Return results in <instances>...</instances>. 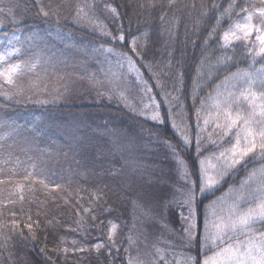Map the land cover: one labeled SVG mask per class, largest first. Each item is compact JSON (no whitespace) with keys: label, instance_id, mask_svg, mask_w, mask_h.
I'll use <instances>...</instances> for the list:
<instances>
[{"label":"snow or ice","instance_id":"1","mask_svg":"<svg viewBox=\"0 0 264 264\" xmlns=\"http://www.w3.org/2000/svg\"><path fill=\"white\" fill-rule=\"evenodd\" d=\"M22 6L23 11H20ZM191 7L194 9L196 5ZM199 7L214 12L215 16L214 25L201 41L202 58L193 68L186 51H180L177 56L175 47L179 35L176 13L188 8L181 0H159L158 3L157 0L148 3L143 0L134 3L132 0L123 3L114 0H27L26 3L0 0V97L10 102L0 101V108L21 103L48 105L68 99L71 87L67 81L71 74L57 75V71L59 65L68 67L65 50L76 49L82 59L91 55L101 64L102 77L98 78L95 73L87 77L98 99L116 101L145 123L164 126L157 127L158 133L171 130L168 136H156L165 150L160 166L153 169L138 158L130 157L119 171L107 170L108 175L122 178L119 191L113 195L121 202L127 200L133 210L137 237L131 234L127 237L128 247L118 246L119 222L108 218L113 206L105 191L107 185L97 184L90 192L82 188L73 197L60 183L43 171H37L35 164L32 170L25 168L22 172L7 169V180L0 178V185L14 181L20 201L25 200V187L32 190L35 185H43L54 193L60 190L62 197L53 195L51 202L59 206L58 202L63 199L64 205L78 217L75 227H67L86 236L91 229H99V238L91 244L73 238L69 246L66 238L61 237L49 248L46 241L52 234L47 232V226L56 230L61 220L57 216L48 217L47 207L46 221L33 219L23 207L19 213L8 209L12 217L22 218L0 219V230L9 229L20 239L35 242L44 228V243L39 250L46 254L47 264H61L70 256L79 260L76 253L93 251L95 264H116L121 250L128 257L127 264H264V0H209ZM150 9L158 10V19L164 26L158 42H152L151 48L147 32L137 35L131 31L134 19L139 22L141 10L147 13ZM28 12L45 24L54 21L55 30L41 29L38 24L26 26L22 17ZM205 14L202 13L201 18ZM233 16L240 17L234 24L231 23ZM62 18H70L72 22L63 27L75 26L78 30L87 26L100 43L91 48L83 47L82 43L78 45L62 31ZM224 22H228V26L221 31ZM187 32L186 28L183 47L186 49L188 44L197 47L196 39L189 38ZM137 33H140L139 28ZM165 33L166 39L163 38ZM250 40L253 43L247 50L251 56L248 67L234 72L228 67L216 68L217 73L223 70L227 74L223 80L213 81L214 87L208 84L211 91L205 94V81L211 77L206 65L212 58L204 57L203 53L211 46L209 41L224 50L216 63L228 66L232 60L228 52L237 47L235 42ZM149 51H153L151 59ZM257 57L261 58L259 68L255 67ZM49 69L62 82L51 89L48 87ZM29 75L31 80L25 87L24 81ZM79 76L83 79L84 73ZM24 119L33 126L44 120L42 115ZM14 131L13 128L8 135ZM65 136L76 155L84 147L83 139L72 131ZM4 139L0 136V142ZM150 143L143 147H149ZM136 146L134 135L127 143L116 145L130 154ZM8 163L9 160L0 155V165ZM126 170H130L131 175H126ZM5 171L0 167V173ZM241 171L246 175L236 183H229ZM90 179L85 168L84 180ZM8 203L15 204L16 200ZM3 204L0 201V205ZM5 215L0 210V217ZM39 215L38 211L37 217ZM151 236H156L157 243L152 244L153 251L145 254L147 259L139 250L132 256L131 249L133 245L138 249L139 238L147 241ZM4 239L9 236L5 235ZM11 255L9 253V259Z\"/></svg>","mask_w":264,"mask_h":264},{"label":"trees","instance_id":"2","mask_svg":"<svg viewBox=\"0 0 264 264\" xmlns=\"http://www.w3.org/2000/svg\"><path fill=\"white\" fill-rule=\"evenodd\" d=\"M23 2L26 3L27 0H23ZM114 2L123 3L126 0H114ZM132 2L134 3L135 0H132ZM143 2L148 3L149 0H143ZM158 2L159 0H157ZM202 2L207 4L209 0H181L182 5L187 4L188 8L176 13L179 19V35L175 44L177 56H179L180 51H186L188 63L193 68L196 62L202 58L201 41L204 39V34L206 31H210L214 25L215 13L208 9L202 10L199 7ZM192 4L196 5L194 9L191 7ZM20 11H23V6ZM141 12L139 22L137 23L134 19L131 31L137 35L147 32L149 34V47L151 48L152 42H158L164 26L161 25L158 19V10L150 9L147 13L141 10ZM202 13L206 14L201 18ZM22 18L25 19L26 26L35 27L38 24L41 29L52 28L55 30L56 28L54 21L45 24L41 18L35 17L32 12H28L26 17ZM239 19L240 17L233 16L231 23L234 24ZM71 23L70 18H62L61 29L68 33L78 45L82 43L83 47L91 48L93 45L100 43L87 26H81L78 30L75 29V26L71 29L63 27V25H71ZM227 26L228 22H224L221 31ZM137 28L140 29V33H137ZM186 28L188 37L196 39L197 47L194 48L191 44H188L186 49L183 47L181 42L185 40ZM163 38H167L166 33ZM235 43L237 47L228 52L232 56V60L228 66H225L216 63V58L224 50L216 45L214 41H209L211 46L208 47L207 52L203 53L204 57L212 58L211 63L206 65V70L211 71V77L205 81V94L211 91L207 87L208 84L223 80L224 75L227 74L223 70L217 73L216 68L228 67L229 71L234 72L237 68H247L251 63V56L248 55L247 51L251 44L250 41H237ZM157 46H159V43H157ZM65 51L68 56V67L65 69L63 65H59L57 75L62 74V72L71 74V79L67 81L71 87V95L68 99L48 105L21 103L0 108V125H3V127H0V136L5 137L0 142V155L5 160H9L8 164L0 165V167L6 169L5 172L0 173V178L7 180V169L16 168L18 172H22L25 168L32 170V165L35 164L37 171H43L51 180L60 183L62 188L71 193L73 197L82 188L90 192L97 184L107 185L105 191L108 193L109 201L113 206L112 215L108 218L119 222L118 232L121 235L118 246L123 249L128 247L127 237L130 234L134 238L137 237V233L133 228V210L127 200L121 202L113 195L114 192L119 191L118 186L122 185V178L108 175L107 170L111 168L113 171H119L130 157L138 158L139 162L153 169L160 166L164 162L165 150L159 145L156 136H168L171 134V130L169 128L167 131L158 133L156 131L157 127L164 128V126H153L150 121L145 123L142 118L134 115L123 105H118L116 101L109 103L107 99H98L96 90L90 86L87 77L93 73L98 78L102 77L101 64L91 55L86 60L82 59L81 52L76 49H66ZM148 58H153V51L148 52ZM24 59H27V56ZM73 61L75 62V72H73ZM50 72L53 75V70L49 69L48 77ZM81 72L84 73L83 79L79 76ZM189 74L191 75V72ZM57 75L49 77L48 87L50 89L62 83L57 79ZM30 80L31 75L25 78V87L28 86ZM0 101L5 104L10 103L3 100L2 97H0ZM34 115H42L44 120L37 121L35 126L31 123L26 124L24 117H29L31 120ZM13 121H15V124H13ZM37 127L40 128L39 131L36 130ZM13 128L15 131L9 136L8 133ZM70 131L75 132L84 142V147L79 149L76 155H73L68 146L69 141L65 136V133ZM149 132L152 134L151 137ZM133 135L137 141L134 152L130 154L116 147L117 144L127 143ZM150 141L149 147H143L149 145ZM9 154H11V158ZM17 158L19 163H17ZM77 161H80V163H77ZM253 166H250V168ZM85 168L91 176V179L87 182L84 180ZM93 173L96 175H93ZM126 175H131L130 170H126ZM245 175L246 172L241 171L239 175L229 180V183H236ZM24 183L27 184L28 182L25 181ZM19 195L20 192L16 191L14 187V181H7L5 184L0 185V201L4 202L3 205H0V210H3L6 214L0 219L9 221L14 218L21 219L20 216L12 217L8 214V209L19 213L21 207H23L26 213H31L33 219L38 218L41 221H46L45 207H47L48 217L57 216L61 220V226L56 230L47 226V232L52 234L48 236L46 241L49 248L58 242L61 237L66 238L69 246L73 238L86 240L88 244L99 238V229H91L86 236L83 232H73L67 227V225L75 227V221L78 217L73 214L71 208L64 205L63 199L58 202L59 206L51 202L50 198L53 195L62 197L63 194L60 190L54 193L51 189H45L43 185H35L32 190L25 187L23 191L24 201L18 199ZM87 198L85 194V201H87ZM9 200H16V203H8ZM38 211L40 215L37 217ZM23 218L26 219V217ZM24 231L27 232V229H24ZM5 235H8L9 239L5 240ZM39 235L40 239L32 242L20 239L16 233L10 232L9 229L0 230V264H47L46 254L39 250L44 243V228H41ZM154 243H157L156 236L149 237L147 241L142 237L139 238L138 249L137 245H133L131 255L136 256L137 250H139V253L147 259L145 254L153 251L152 244ZM9 253L12 254L11 259H9ZM95 255L94 251L91 254L87 252L76 253L75 256L81 259H73L70 256L67 261L62 260L61 264H89V262L95 264ZM127 259V255L121 250L116 264H127Z\"/></svg>","mask_w":264,"mask_h":264},{"label":"rangeland","instance_id":"3","mask_svg":"<svg viewBox=\"0 0 264 264\" xmlns=\"http://www.w3.org/2000/svg\"><path fill=\"white\" fill-rule=\"evenodd\" d=\"M250 43H253V41L250 40ZM102 59H103V58L101 57V60H102ZM260 59H261L260 57H257V58H256L257 63H256V65H255V67H257V68L260 67ZM51 74H52V73L50 72V73H49V77H50V76H54V75H51Z\"/></svg>","mask_w":264,"mask_h":264}]
</instances>
